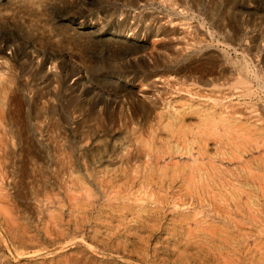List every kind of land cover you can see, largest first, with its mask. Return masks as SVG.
I'll return each instance as SVG.
<instances>
[{
	"label": "rangeland",
	"instance_id": "rangeland-1",
	"mask_svg": "<svg viewBox=\"0 0 264 264\" xmlns=\"http://www.w3.org/2000/svg\"><path fill=\"white\" fill-rule=\"evenodd\" d=\"M76 1L0 0V96L12 90L19 106L16 123L5 124L28 139L0 164V264H264V224L249 219L264 215V0ZM27 21L64 43L56 52L76 61L86 86L147 96L154 105L146 123L126 107L93 109L95 98L65 89L52 100L59 82L47 84L27 62L38 61ZM68 76L70 85L77 76ZM188 102L213 110L217 122L230 117L199 126L221 178L203 192L183 183L160 190L140 185L138 162L108 171L129 137L143 151L155 132L166 139L155 128L164 106ZM193 212L208 228L179 220Z\"/></svg>",
	"mask_w": 264,
	"mask_h": 264
},
{
	"label": "bare ground",
	"instance_id": "bare-ground-1",
	"mask_svg": "<svg viewBox=\"0 0 264 264\" xmlns=\"http://www.w3.org/2000/svg\"><path fill=\"white\" fill-rule=\"evenodd\" d=\"M20 1L26 3L33 0H10L9 3L16 5ZM67 2L70 6L77 4L76 0H67ZM246 4L247 8L245 10L248 11L250 5H248V2ZM242 10L243 9H241V11ZM258 11V9L254 10V12ZM262 17V19H264V15ZM22 25L27 31L25 40H27V43L33 47L34 53L38 58L37 62L33 57L27 58L28 64L34 69V75L40 76L47 84H51L54 81L59 82L58 92L51 93L52 100L58 101L60 97V94L58 93L65 89L70 95L79 94L83 97H89L90 99L95 98L96 100H93L91 105L93 109L98 106L100 108H105L106 110L114 108L115 106L126 107L131 110L132 119L140 116L142 119L141 121L146 123L147 117L154 105L148 100L147 96L137 98L125 97L126 94L120 95L116 92L110 94L105 93L101 89H97L95 86H86L88 82L87 74L81 70V67L76 64V61L73 60L71 56L66 57L67 54L64 55L60 52H56V50H60V47H64L63 42H60L59 40H51L52 37L46 34L45 30L39 28L32 21H27L25 23L22 22ZM67 28L68 30L75 31V28L71 24L68 25ZM227 28L228 27L225 24H222L218 28V33L224 36ZM140 32L141 31H139L136 36H139ZM153 34V32H150V36ZM33 39L40 42L45 41L47 44L45 46L41 44V47L33 46ZM10 43L12 49L14 41ZM49 43L51 44L49 45ZM14 49H16V47H14ZM0 52H2L1 48ZM28 55L32 56L31 53ZM65 57L68 60V66L70 64L69 68L71 72L69 76L68 73L66 74L62 72V61ZM0 58H2V56H0ZM137 60L143 67L148 65V60L143 56H139ZM58 61L60 63L56 65ZM47 64H50L53 67V72H48V70H46ZM57 68L60 69L58 70ZM67 76L68 78L74 76L77 77L72 84L67 85ZM190 77L191 74L189 75V78ZM136 78L137 77L134 76L128 80L134 82ZM168 103L169 101L166 102V104ZM53 106L54 105L50 106L51 111H54ZM18 107V97L13 94L12 90L9 89L0 96V164L4 160L10 158L15 143L18 145L21 144L23 140H28L27 137L23 138V133H21L20 130L12 131L11 129H7L5 124H11V121L16 123L17 118L14 111H18ZM164 107V113L159 116L161 123L157 124V127L155 128L159 131L165 130L166 139L161 138L160 141H157L159 135L155 132V140L152 144H148V148L143 151L140 148L138 141H130L129 137L126 140V145L131 149L130 152H125L123 148L126 145H122L121 143L110 155L111 157L113 156L111 158L113 162L112 167L108 168V171H119V167H128L134 161L140 163V166L143 168V170L137 171L140 173L137 175V178L140 180L139 183L143 187L152 186L160 190H168L173 189L177 183H183L189 184L188 187L203 192L205 189L209 188L210 185L208 181L210 179L221 178V175H219L221 171H219V167L216 165V156L210 154L211 145L208 142L209 138L206 137V132H204L203 129H200L199 126L208 125V127L211 128L212 122H231L230 117L223 118L220 122H217L212 114L213 110H207V108H203L200 104L194 102H188L186 106L181 107L180 110L175 109L174 111H170L166 110V106ZM5 113L7 114V117ZM132 119L130 118L131 121ZM195 121H198L197 126L195 124L194 127H190L189 125ZM160 142L168 143L169 145L166 149L162 150V148L159 147L161 145ZM193 151H195L196 156L193 154ZM229 176L231 178V175ZM198 216L199 214L197 212L180 214L179 220L186 224L192 222L195 226L202 229L208 228L204 227L206 219H197ZM201 216H203V214H201ZM211 216L212 218H217L216 215ZM249 217L253 222L264 224V215L260 213H255ZM223 218H225V216ZM69 242L72 241L70 240ZM60 249L61 246H56L51 250H33L31 256L48 257L58 252ZM125 261L128 262V260ZM255 264L258 263L255 262Z\"/></svg>",
	"mask_w": 264,
	"mask_h": 264
}]
</instances>
